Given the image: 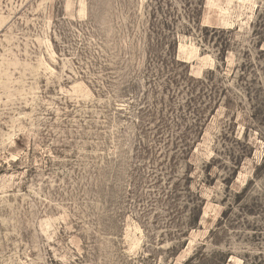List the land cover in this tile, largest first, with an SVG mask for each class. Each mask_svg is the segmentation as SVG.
<instances>
[{
    "label": "rangeland",
    "instance_id": "rangeland-1",
    "mask_svg": "<svg viewBox=\"0 0 264 264\" xmlns=\"http://www.w3.org/2000/svg\"><path fill=\"white\" fill-rule=\"evenodd\" d=\"M0 264H264V0H0Z\"/></svg>",
    "mask_w": 264,
    "mask_h": 264
}]
</instances>
